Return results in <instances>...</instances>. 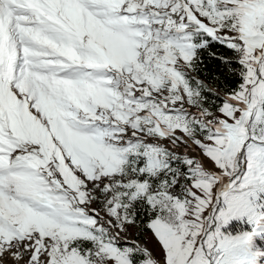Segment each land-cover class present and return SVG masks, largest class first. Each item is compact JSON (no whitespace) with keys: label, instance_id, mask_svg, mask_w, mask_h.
Masks as SVG:
<instances>
[{"label":"snow or ice","instance_id":"snow-or-ice-1","mask_svg":"<svg viewBox=\"0 0 264 264\" xmlns=\"http://www.w3.org/2000/svg\"><path fill=\"white\" fill-rule=\"evenodd\" d=\"M0 264H264V0H0Z\"/></svg>","mask_w":264,"mask_h":264},{"label":"rangeland","instance_id":"rangeland-1","mask_svg":"<svg viewBox=\"0 0 264 264\" xmlns=\"http://www.w3.org/2000/svg\"><path fill=\"white\" fill-rule=\"evenodd\" d=\"M132 235H136V238H137L138 240L142 241V242L147 241L149 247H154V245H155V242L152 241V240H150L149 237L139 236L138 234H135V233L133 232V230L130 229V230H129V236H132Z\"/></svg>","mask_w":264,"mask_h":264}]
</instances>
